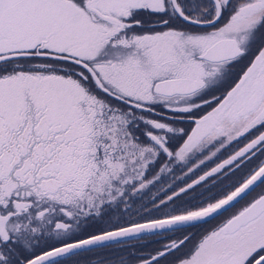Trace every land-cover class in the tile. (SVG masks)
Listing matches in <instances>:
<instances>
[{
  "label": "snow or ice",
  "instance_id": "6c2138e0",
  "mask_svg": "<svg viewBox=\"0 0 264 264\" xmlns=\"http://www.w3.org/2000/svg\"><path fill=\"white\" fill-rule=\"evenodd\" d=\"M0 264H264V0H0Z\"/></svg>",
  "mask_w": 264,
  "mask_h": 264
}]
</instances>
